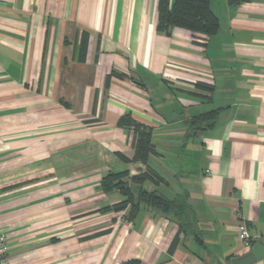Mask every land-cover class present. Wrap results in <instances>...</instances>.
<instances>
[{
    "label": "crops",
    "instance_id": "crops-1",
    "mask_svg": "<svg viewBox=\"0 0 264 264\" xmlns=\"http://www.w3.org/2000/svg\"><path fill=\"white\" fill-rule=\"evenodd\" d=\"M158 3L0 0V228L11 263L232 264L253 246L243 223L264 244V0H210L219 30L206 43L187 28L159 31ZM113 70L123 76L106 86ZM123 116L151 128L147 164L118 156L134 154ZM147 166L164 180L144 187L186 193L194 213L172 253V214L107 209L123 195L105 191L103 176Z\"/></svg>",
    "mask_w": 264,
    "mask_h": 264
},
{
    "label": "trees",
    "instance_id": "trees-1",
    "mask_svg": "<svg viewBox=\"0 0 264 264\" xmlns=\"http://www.w3.org/2000/svg\"><path fill=\"white\" fill-rule=\"evenodd\" d=\"M158 23L157 29L161 32H168L173 27L179 26L191 30L195 34L196 40L201 43L206 41L219 30V18L210 5V0H159L158 3ZM88 45V35L83 33L79 48V60H85L86 48ZM111 75L123 76L113 70L107 76L106 86L110 83ZM204 90L212 91L213 87L208 84H198ZM214 117V112H206L191 119V124H202L208 122ZM123 121L134 126V154L128 157L122 152L118 156L125 162H142L147 164L149 156L156 153L152 141V130L146 125L140 124L132 118L123 116ZM164 179L150 166L139 174L130 176V171L110 172L103 176L102 187L105 191L118 190L123 199L108 206L107 209L115 211L128 210L125 216L133 220L142 203L151 207L160 209L163 212L170 213L179 225V233L173 240L169 251L172 253L180 240V233L187 230L194 224L195 218L191 205L188 202L186 193L177 194L174 198H168L156 189H146L144 184L152 181L157 184ZM137 186L133 190L130 183ZM252 245L254 240H252ZM126 264H140L138 260H131Z\"/></svg>",
    "mask_w": 264,
    "mask_h": 264
},
{
    "label": "built area",
    "instance_id": "built-area-1",
    "mask_svg": "<svg viewBox=\"0 0 264 264\" xmlns=\"http://www.w3.org/2000/svg\"><path fill=\"white\" fill-rule=\"evenodd\" d=\"M240 239L243 241L244 245L247 247L252 246L253 237L251 236L246 223H243L240 229ZM0 264H14L9 260L8 254V239L6 234L0 228Z\"/></svg>",
    "mask_w": 264,
    "mask_h": 264
},
{
    "label": "water",
    "instance_id": "water-1",
    "mask_svg": "<svg viewBox=\"0 0 264 264\" xmlns=\"http://www.w3.org/2000/svg\"><path fill=\"white\" fill-rule=\"evenodd\" d=\"M264 258V244L254 243L251 250L244 255L232 259V264H250Z\"/></svg>",
    "mask_w": 264,
    "mask_h": 264
},
{
    "label": "rangeland",
    "instance_id": "rangeland-1",
    "mask_svg": "<svg viewBox=\"0 0 264 264\" xmlns=\"http://www.w3.org/2000/svg\"><path fill=\"white\" fill-rule=\"evenodd\" d=\"M139 174V173H138Z\"/></svg>",
    "mask_w": 264,
    "mask_h": 264
}]
</instances>
